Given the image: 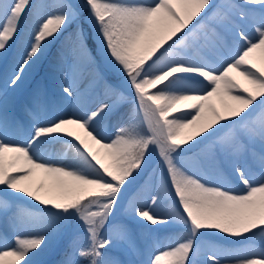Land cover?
Masks as SVG:
<instances>
[{
	"label": "snow or ice",
	"instance_id": "1",
	"mask_svg": "<svg viewBox=\"0 0 264 264\" xmlns=\"http://www.w3.org/2000/svg\"><path fill=\"white\" fill-rule=\"evenodd\" d=\"M0 63V264H264V0H0Z\"/></svg>",
	"mask_w": 264,
	"mask_h": 264
},
{
	"label": "rangeland",
	"instance_id": "2",
	"mask_svg": "<svg viewBox=\"0 0 264 264\" xmlns=\"http://www.w3.org/2000/svg\"><path fill=\"white\" fill-rule=\"evenodd\" d=\"M75 1H78V0H75ZM71 32H72V29H69V31L67 33H65L64 37H62L60 39V41H58V43L55 44V47L54 48L52 47L53 50L51 51L50 56L47 58L46 64L44 65V67L42 69H40L38 74H36L33 78H31L30 80L26 81L23 85H21L20 89L17 90V92L14 96H10L9 110L12 114H14L21 121V123L24 125V128L26 130L30 129L31 118L27 119L24 115H22L23 113H26L24 111V105L26 102H28L33 90L36 89L38 84H42L44 86V88L46 89L45 100L47 103L54 104V103L59 102V97L62 94L60 92L59 83L57 82V80H58L60 74L58 72H55L50 65L52 63H54L56 53L58 52V50H60L62 47L65 50H67L68 45H69V37L71 35ZM98 62L100 64L101 70L104 71L105 76L110 81L114 82V77L111 75V73H109L104 68L103 61H98ZM7 71L8 70L5 68V66L2 63H0V85H2L5 73ZM108 73L110 74V76ZM9 74H10V72H9ZM90 76L91 75L88 72H86L84 74V76L80 79V89L82 92L84 91L87 95H89L90 97H92L93 99L98 101L99 99L102 98V85L97 84V82H95L93 79L91 81V84L87 85L88 78ZM85 90H87V91H85ZM124 112L126 113L127 109H125ZM122 115H123V113H122ZM113 123L114 124L116 123L115 119L113 120ZM26 134H27L26 132H20V133L15 134L13 138L18 142H23ZM192 143L194 144L195 141H193ZM203 147H204L203 145H200L198 148L194 149V151L199 152ZM158 160H159L158 156L153 154V156L151 158V166L149 168L148 175H151L153 169H155V167L158 163ZM147 178L148 177L146 176L145 179H147ZM117 219L121 220V219H123V217L118 215ZM131 227H132L133 232L135 233V235L137 237L138 246L142 248L144 246V243H145L143 237L141 236L142 229H140L136 225H131ZM217 243H222V241H217ZM66 251H67V241L65 240L62 244L53 248V252H54L55 256L60 255V254L61 255L59 256V260L54 261V263H52V264H60V261L64 259V255H65ZM113 255L117 256L121 259H125V260L131 258L129 255H127L126 253H124L123 251H121L119 249L114 250Z\"/></svg>",
	"mask_w": 264,
	"mask_h": 264
},
{
	"label": "trees",
	"instance_id": "3",
	"mask_svg": "<svg viewBox=\"0 0 264 264\" xmlns=\"http://www.w3.org/2000/svg\"><path fill=\"white\" fill-rule=\"evenodd\" d=\"M82 2H83V0H78V1L73 0V3H77V4H81ZM91 46H92L93 50L95 51V53L97 54V56L101 59V56H100V54L97 52L95 45H94V44H91ZM56 259H57V257L55 256L53 250H52V251L48 254V256L46 257V260H47L48 262L55 261Z\"/></svg>",
	"mask_w": 264,
	"mask_h": 264
},
{
	"label": "bare ground",
	"instance_id": "4",
	"mask_svg": "<svg viewBox=\"0 0 264 264\" xmlns=\"http://www.w3.org/2000/svg\"><path fill=\"white\" fill-rule=\"evenodd\" d=\"M92 76H90L89 78H88V82H87V85H90L91 84V81H92ZM89 83V84H88ZM23 85V84H22ZM85 91H87V90H85ZM84 92V91H83ZM22 115H24L27 119H29L30 117L28 116V114L27 113H23ZM21 116V115H20ZM23 118V117H22Z\"/></svg>",
	"mask_w": 264,
	"mask_h": 264
}]
</instances>
